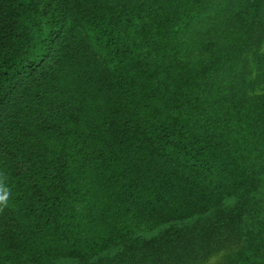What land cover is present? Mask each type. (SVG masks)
I'll return each instance as SVG.
<instances>
[{"label":"trees","instance_id":"trees-1","mask_svg":"<svg viewBox=\"0 0 264 264\" xmlns=\"http://www.w3.org/2000/svg\"><path fill=\"white\" fill-rule=\"evenodd\" d=\"M262 41L264 0H0V264H264Z\"/></svg>","mask_w":264,"mask_h":264},{"label":"rangeland","instance_id":"rangeland-1","mask_svg":"<svg viewBox=\"0 0 264 264\" xmlns=\"http://www.w3.org/2000/svg\"><path fill=\"white\" fill-rule=\"evenodd\" d=\"M253 55L257 57H264V41L258 45L253 52L247 55L246 59L249 64V75H248V83L249 87L254 89L255 93H264V84L257 85L255 82V78L260 76V79H264V63L260 66H256L253 64ZM229 254V250L222 253V255H217L211 258L209 264H216L221 259Z\"/></svg>","mask_w":264,"mask_h":264}]
</instances>
